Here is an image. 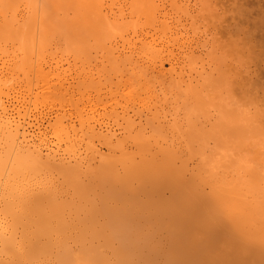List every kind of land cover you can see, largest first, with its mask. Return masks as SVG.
Listing matches in <instances>:
<instances>
[{
    "label": "bare ground",
    "instance_id": "6f19581e",
    "mask_svg": "<svg viewBox=\"0 0 264 264\" xmlns=\"http://www.w3.org/2000/svg\"><path fill=\"white\" fill-rule=\"evenodd\" d=\"M216 1L0 0V264H264V110L251 111L253 96L236 80L249 74L250 51L235 31L209 45L187 23L191 12L214 22ZM90 37L110 44L102 57L115 84L158 83L117 103L138 116L120 133H101L96 118L63 123L64 110L40 105L73 94L46 81L42 52L54 40L85 50ZM223 84L225 96L215 91ZM235 89L244 100L227 101ZM169 98L211 108L160 119ZM122 132L120 148L146 132L162 141L135 145L139 158L126 159L88 139L109 146Z\"/></svg>",
    "mask_w": 264,
    "mask_h": 264
},
{
    "label": "rangeland",
    "instance_id": "374dc122",
    "mask_svg": "<svg viewBox=\"0 0 264 264\" xmlns=\"http://www.w3.org/2000/svg\"><path fill=\"white\" fill-rule=\"evenodd\" d=\"M8 2L12 6L17 5V7L22 8L26 3V0H8ZM232 10L234 12H232ZM209 11L212 15L218 16L217 18L214 16V20L216 19L214 22L212 16L207 15L206 18H204L203 16H196V12H191V16H189L187 20L188 27H190L189 33L192 37L194 36L200 41L206 40L207 44L209 45L213 42H219V45L220 42L224 41L225 43L229 36H233L234 38L235 33V38L240 37L242 42H244L246 46L248 45L247 47L249 48L250 52L246 51V53L244 51L243 54L246 53L245 55L248 56V53L250 54L252 52L250 54L251 56H248L249 58L252 57L251 61L245 55H243V57L245 56L244 58H246L247 62H249L248 65H246L248 67V71L250 70V75L248 74V76H245V73H243V76L248 79L247 81L244 77L240 78L238 76H236V80L245 82V86L247 87V94L249 93L250 96H253L252 100L255 104H252L251 111H259V109L264 110V0H217L216 3H214V6L211 7ZM236 12L238 13V15ZM69 13H67V17L72 16V14ZM256 15L258 18L256 17ZM253 24L255 26H253ZM237 25L239 27H237ZM254 27L256 31L255 29H253ZM233 31L235 32L233 33ZM245 36L247 37L244 38ZM231 37H229V40L233 39ZM257 37L260 38V40ZM229 40L227 42H229ZM227 42L225 44H228ZM87 44V49L79 50V46H72L70 41L60 43V41L54 40L48 46V50L42 52L41 61L42 63L44 62V71H46V74L48 75L46 81H48L49 84L59 82L64 83V86L69 87L73 90V94H66L61 100L53 96H47L46 98H43L41 100L40 105L43 109H50L53 111H55L56 109H59V111L64 110L65 116L62 119L63 123H65L68 120L67 118L69 117V119L73 121L74 125L78 127V119L82 120L85 125H88L92 123L93 119L96 118L97 122L102 123L101 133L106 134L108 129L115 130L116 132L119 131L120 133L121 131L119 130V128L124 124V118H126L127 116H131V119L134 118L137 121L138 116L133 115L134 111L131 108H128L126 110V113L128 115H122L124 112L116 105L121 103V100L125 99H127L126 101L129 102L131 100L130 98H133V96L141 95L139 93V90L141 91L142 89H147V87L152 88L154 85L157 86L158 83L154 81L153 78H151L149 82L153 83L154 85L146 84L145 79L138 81L137 85L133 84L135 87L133 85L123 86L115 84V81H117L118 79V77L115 76L116 72L112 68L108 58L102 57L104 56L105 51L109 50L108 46L110 44L102 45L101 48L100 42H95L92 37H90V41H88ZM257 44H260L259 47ZM255 45L257 48L255 47ZM261 49L263 54L262 52H260ZM198 64H200V62ZM168 67L169 66L166 64L165 69H167ZM99 70L102 71V79L100 81H97V75L100 73ZM86 73H89V76L85 77ZM78 75H82L80 76V79ZM148 77L149 76H147L146 78ZM248 81L250 84L247 83ZM245 86H243L244 90H246ZM235 90L237 91V94L234 93L235 96L230 98L226 96L227 101L237 100L240 98L244 100V98H242L243 93L241 92L246 93V91H240L238 89ZM215 91L220 92L223 96H225L226 93H231L229 90V86H226L225 84L221 86L219 85L217 89H215ZM151 94L152 93L149 90L141 96L144 97V95L149 96ZM146 98L147 97H145L144 99ZM160 98H162V96H160ZM168 101L169 102L158 112V114L160 115V119L165 115V119H169L168 121L172 120L171 113H173L175 110L179 112V116H182L183 113L186 112L192 113L194 115H201L207 108H211V106H207L206 104H204L203 107L193 108L190 105L185 106L179 102H174L171 100V98H169ZM159 103H162V100ZM139 104L140 105H138V110L140 109L142 111L141 114H145L149 102L143 101ZM80 107H84L85 111L79 117L76 116L75 110H78V108ZM200 119H202V117ZM122 136L123 132L117 137V139H112V142L110 141L111 143L109 144V146L106 145L102 137H87L88 139H90V141L93 140L92 143L99 147L100 152L105 154L104 156L108 155L114 158L125 157L126 159L139 158V153L137 152L135 145H141L146 142V144H154L155 141H162V136L158 137L159 135H151L150 132H146L144 133V141L138 142L137 140H135V138L126 137L123 140L122 148H120L118 147V144L120 143L119 141L121 140ZM209 142L210 143L208 147H211L212 141L209 140ZM125 148L127 149L126 153L123 152ZM182 155L186 156L188 154ZM189 166L192 167L193 162H190ZM165 194L167 195V192Z\"/></svg>",
    "mask_w": 264,
    "mask_h": 264
}]
</instances>
